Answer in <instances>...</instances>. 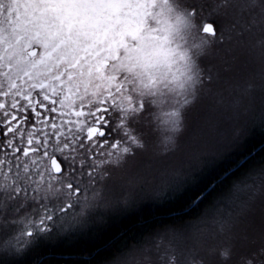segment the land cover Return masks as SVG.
<instances>
[{
	"label": "snow or ice",
	"instance_id": "snow-or-ice-1",
	"mask_svg": "<svg viewBox=\"0 0 264 264\" xmlns=\"http://www.w3.org/2000/svg\"><path fill=\"white\" fill-rule=\"evenodd\" d=\"M157 4L0 0L4 264L40 243L64 264H264V0H183L209 47L163 145L135 92L169 64ZM205 100L218 115L197 121ZM146 202L171 219L124 227Z\"/></svg>",
	"mask_w": 264,
	"mask_h": 264
},
{
	"label": "clouds",
	"instance_id": "clouds-1",
	"mask_svg": "<svg viewBox=\"0 0 264 264\" xmlns=\"http://www.w3.org/2000/svg\"><path fill=\"white\" fill-rule=\"evenodd\" d=\"M153 11L159 13V25L150 19L149 26L166 30L161 34L169 36L170 43L166 47L171 49V55L169 64L162 70L163 78L158 75L157 83L149 88L137 81L135 92L137 99L142 96L150 102L149 124L158 137L157 141L163 145L169 137L174 138L177 134L178 129L173 126L176 117L172 113L179 112L182 118L188 106L185 99L193 98L199 86V57L209 45L202 42L198 22L183 6V0H158Z\"/></svg>",
	"mask_w": 264,
	"mask_h": 264
},
{
	"label": "trees",
	"instance_id": "trees-1",
	"mask_svg": "<svg viewBox=\"0 0 264 264\" xmlns=\"http://www.w3.org/2000/svg\"><path fill=\"white\" fill-rule=\"evenodd\" d=\"M198 2V0H196ZM207 22H211V18H207ZM264 137H262L258 131L254 132V141H253V151L259 153L261 151L262 144H264ZM260 158L257 157L256 161L253 163H259ZM222 166H218L217 168L211 170L212 175H218L220 172V168ZM230 180V177L225 178L222 182V186L226 185ZM204 185L201 184L200 187ZM214 193H209V199ZM200 209H189L187 214L196 215ZM156 211L152 206L145 207L142 213L132 214L130 216L125 217L121 223L124 227H130L135 225L136 222L140 219H144L147 221L149 225L153 223V219L158 222L168 221L171 219L168 215H156ZM158 211L163 212L164 209H159ZM176 215H185V212L175 213ZM86 258V257H85ZM69 259V254L67 252H61L55 249L54 246L44 247L34 252L30 256L26 257L24 260L20 261L19 264H64V261Z\"/></svg>",
	"mask_w": 264,
	"mask_h": 264
},
{
	"label": "rangeland",
	"instance_id": "rangeland-1",
	"mask_svg": "<svg viewBox=\"0 0 264 264\" xmlns=\"http://www.w3.org/2000/svg\"><path fill=\"white\" fill-rule=\"evenodd\" d=\"M186 2L191 3V2H194V0H186ZM195 2H196V0H195ZM217 115H218V113L213 108L212 102L210 100H205L201 104V106L197 109V111L193 114L194 119L197 120V121H199L201 119H204V118L217 116ZM154 138L156 140H158V137L155 136V135H154ZM139 195L144 197L145 200H147V194L146 193H139Z\"/></svg>",
	"mask_w": 264,
	"mask_h": 264
},
{
	"label": "flooded vegetation",
	"instance_id": "flooded-vegetation-1",
	"mask_svg": "<svg viewBox=\"0 0 264 264\" xmlns=\"http://www.w3.org/2000/svg\"><path fill=\"white\" fill-rule=\"evenodd\" d=\"M51 246H53V245H51V244H48V243H40L39 245H37L32 251H30L24 258H23V260L26 258V257H28V256H30L31 254H33L34 252H36V251H38L39 249H41V248H46V247H51ZM0 264H4V262H3V260H0Z\"/></svg>",
	"mask_w": 264,
	"mask_h": 264
},
{
	"label": "bare ground",
	"instance_id": "bare-ground-1",
	"mask_svg": "<svg viewBox=\"0 0 264 264\" xmlns=\"http://www.w3.org/2000/svg\"><path fill=\"white\" fill-rule=\"evenodd\" d=\"M148 206H152V205L150 203H146V204H144L143 207L145 208V207H148Z\"/></svg>",
	"mask_w": 264,
	"mask_h": 264
}]
</instances>
